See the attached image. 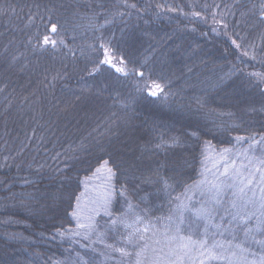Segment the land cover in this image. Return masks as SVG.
I'll use <instances>...</instances> for the list:
<instances>
[{
  "label": "trees",
  "instance_id": "trees-1",
  "mask_svg": "<svg viewBox=\"0 0 264 264\" xmlns=\"http://www.w3.org/2000/svg\"><path fill=\"white\" fill-rule=\"evenodd\" d=\"M261 4L0 0V264H99L101 246L67 232L106 160L100 230L128 207L169 216L208 153L264 141ZM45 35L63 43L41 47ZM101 44L128 75L100 65ZM152 82L163 94L148 95Z\"/></svg>",
  "mask_w": 264,
  "mask_h": 264
},
{
  "label": "rangeland",
  "instance_id": "rangeland-1",
  "mask_svg": "<svg viewBox=\"0 0 264 264\" xmlns=\"http://www.w3.org/2000/svg\"><path fill=\"white\" fill-rule=\"evenodd\" d=\"M261 162H264V141H259L258 144L252 143L250 147L226 148L208 153L199 179L188 187L177 190V193L173 195L174 205L169 216L157 220L145 211L139 212L128 207L122 215L114 217L111 223L100 230L97 228L96 220L100 216L109 215V203L112 198L111 177L107 171L108 167L103 164L98 168L99 172L96 169L85 180L73 211L78 214L73 216L75 226L67 234L88 251L93 248L96 250L101 246L99 264H128V258L121 257L119 252L114 251L121 247H125L130 252L134 251L133 247L124 241L132 230L125 225L131 224L133 228L141 230L149 222L154 226L146 234L150 247L145 257L149 261L153 256L151 240H163L166 228L179 225L181 235L191 236L194 240L207 239L209 246L214 243L222 244L224 249L221 250V254L232 257L231 261L215 260L207 264H261L264 258V216L258 210L260 174L257 173L254 176L257 183L244 194L239 191L241 187L239 181L232 179L237 171L243 176H249L257 168L262 167ZM233 165H235V171ZM225 166H228L230 170L227 178L219 176L223 173ZM213 182L224 185L218 194L209 191L210 184ZM253 192L257 197L255 206L251 203ZM170 195V192H166L164 199L169 200ZM200 209L210 210L211 215L201 218L195 214ZM137 216L144 223H135ZM169 218H171V224ZM181 219L183 223H180ZM90 220L93 224L91 232L86 229H77L78 223H88ZM114 220L117 221L116 224H113ZM77 231L80 235H73ZM153 231L158 233L156 237H153ZM229 245H240L244 251L240 252L235 247L229 248ZM155 247H163V244L155 245ZM233 253L236 254L234 257ZM131 259L134 260L135 257ZM187 264H193V262L188 261ZM195 264H199V261L197 260Z\"/></svg>",
  "mask_w": 264,
  "mask_h": 264
},
{
  "label": "snow or ice",
  "instance_id": "snow-or-ice-1",
  "mask_svg": "<svg viewBox=\"0 0 264 264\" xmlns=\"http://www.w3.org/2000/svg\"><path fill=\"white\" fill-rule=\"evenodd\" d=\"M127 7L135 8V5H128ZM194 15L199 16V13H194ZM226 15V14H225ZM243 15V14H242ZM260 16L262 18V22H264V4H261V11ZM57 25L53 24L51 26L50 32L56 33L57 32ZM225 28H227V25H224ZM212 31H216L215 28L212 29ZM243 39V38H241ZM62 44L63 41H56L50 39L48 35H45L41 44V47L51 45V47L55 48L57 47V44ZM232 44L236 47H240L236 43L235 40L232 41ZM101 48L104 49V59H102L99 63L100 65H107L110 68L114 69L115 72L121 73L123 75H128V70L126 67H119L113 60V56L110 54L111 49L110 47L105 46L104 44L100 45ZM249 49L253 51V58L255 59V50L257 46L253 43L248 46ZM244 55H248V51L244 52ZM125 63L124 58H120V64L123 65ZM99 67V66H98ZM98 70V68H97ZM136 75L140 78L144 77L143 72H136ZM61 78L59 76L53 77V79ZM264 79V77H262ZM145 87H148L145 85ZM164 86H162L160 83L152 82L151 86L148 87V95L152 97H157L160 94H163ZM242 139V138H238ZM227 151V150H225ZM108 161H104V164L107 165ZM262 167L257 168L254 173H251L249 176H243L238 171L236 176L232 177L233 180L239 181L241 187L239 189L241 194H244L246 190H251L252 186L256 184L257 182L254 179V176L258 173L260 174V196L258 198L259 201V211L262 216H264V162H261ZM233 170L235 171V165H233ZM99 172L100 169H97ZM110 177L113 174L112 169H107ZM230 170L228 166H225L223 173H220L219 176L223 178L229 177ZM233 187L235 185H232ZM224 187L223 184H217V183H211L209 187V191H214L217 194L221 191V189ZM179 199V198H177ZM257 197L256 193L253 192V196L251 198V203H253V206H255ZM196 215L200 216L201 218H205L211 215L210 210H197ZM77 213H73V216H77ZM117 221H113V224H116ZM135 223H144L139 216L136 217ZM169 223L171 224V218H169ZM180 223H183V220H180ZM128 228H131L132 230L129 232L128 236L124 238V241L127 245L132 246L134 251L130 252L125 247L116 248L114 251L119 252L121 257L128 258V264H187L188 261H192L193 264L198 260L199 264H207V262L215 261V260H232V257H228L224 254H221V250L224 249V245L222 244H212L211 246L208 245L207 239L202 240H194L191 236H183L180 234V227L179 225H176L175 227H169L164 230L163 233V240L161 239H152L151 240V246L153 251V256L151 260L149 261L145 257V253L149 250L150 243L149 238L146 237V234L152 230L154 227L151 222L147 224L142 230L140 228H133L131 224L125 225ZM77 229H86L89 232L93 230V224L91 220L88 223H78ZM206 234V233H205ZM61 236L64 235L63 232L60 233ZM73 235H80V232L77 231ZM158 235L157 232L153 231V237H156ZM163 244V247H155V245H161ZM235 247L240 250V252H243L244 250L240 248V245H229V248ZM236 254L233 253V257ZM135 257L134 260H132V257ZM261 264H264V258L261 260Z\"/></svg>",
  "mask_w": 264,
  "mask_h": 264
}]
</instances>
